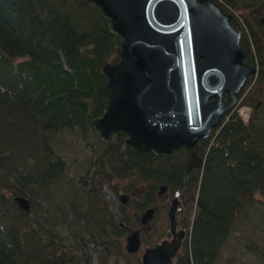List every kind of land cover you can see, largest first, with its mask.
Here are the masks:
<instances>
[{"label":"trees","instance_id":"trees-1","mask_svg":"<svg viewBox=\"0 0 264 264\" xmlns=\"http://www.w3.org/2000/svg\"><path fill=\"white\" fill-rule=\"evenodd\" d=\"M222 1L235 9L249 7L244 21L259 54L264 0ZM240 48L250 55L244 35ZM118 52L119 35L92 2L0 0V264H65L64 257L69 264H89L81 246L87 242L102 249L101 264L110 256L140 264L121 241L127 227L138 226L135 216L157 202L160 185L179 193L185 213L190 208L181 222L186 238L174 264H216L236 214L262 204L254 195L264 197V122L259 125L257 113L264 116L263 103L247 123L233 112L193 149L181 147L170 155L137 153L121 132L100 141L93 121L106 106L101 67L115 62ZM262 80L260 73L253 82ZM244 104L251 105L248 96L239 103ZM63 131L77 133L97 152L77 179L83 196L78 199L71 190L65 206L53 204V187L65 163L49 142ZM195 150L201 167L186 172ZM98 179L129 196L120 218L102 199ZM16 196L28 199L27 212L18 208ZM59 225L71 230L75 249L63 244ZM248 248L264 261V236Z\"/></svg>","mask_w":264,"mask_h":264},{"label":"water","instance_id":"water-1","mask_svg":"<svg viewBox=\"0 0 264 264\" xmlns=\"http://www.w3.org/2000/svg\"><path fill=\"white\" fill-rule=\"evenodd\" d=\"M87 1L119 35L116 61L101 67L106 106L93 127L102 140L121 132L124 143L137 153L170 155L181 147L193 149L221 127L246 78L255 72L243 61L241 34L230 15L209 0ZM201 162L193 151L185 171L200 168ZM165 193L160 185L157 197ZM13 200L28 211L26 197ZM178 204L173 196L166 212L170 238L145 246L140 264H174L185 237L183 228H177ZM154 212L153 206L141 212L139 224L149 228ZM140 245L139 230H128L126 254H136Z\"/></svg>","mask_w":264,"mask_h":264},{"label":"rangeland","instance_id":"rangeland-1","mask_svg":"<svg viewBox=\"0 0 264 264\" xmlns=\"http://www.w3.org/2000/svg\"><path fill=\"white\" fill-rule=\"evenodd\" d=\"M242 7V6H241ZM249 7L239 8L241 12L246 13ZM264 15V12L262 13ZM240 33H244L243 29ZM249 109V108H248ZM258 113V119L261 115ZM261 121L259 125L262 126L264 122V116H261ZM95 133L98 135L97 131ZM100 141L103 140L100 138ZM50 146L54 154L58 155L65 163V173L62 175L60 181L56 186L53 187V204H60L62 206L66 205L68 199L73 197L71 190L75 189L77 198L80 199L83 196V191L81 190V185L77 182L79 176L84 174V171L89 167V159L93 161L97 157V152H94L89 147V144L81 140L77 133L70 131H63L61 133H56L50 136L49 139ZM96 186L99 188L102 199L107 203L108 209L115 215L116 218H120V207L125 205L128 201V195L121 193L120 191L116 194L114 193L107 182L98 179ZM114 184V182H112ZM122 183L118 184L121 185ZM123 196L125 199L121 202L119 197ZM176 196L178 199V209L176 212V222L177 228H182V219L187 216L188 212L185 213L187 205L182 201L178 192L169 193L166 192L157 199V202L152 206L155 208L152 220L149 223V229H143L142 231L139 227H127L130 230L139 229L141 236V245L139 251L136 255L139 257L143 248L145 246H150L153 244L154 240L161 241L162 239H169L170 235L168 233V223H167V208L170 203V199ZM255 198L262 202L261 205L248 206L243 209V212H238L235 219L230 226V234L226 238L224 244L222 245L219 253L217 255L216 264H264L256 254L251 252L248 245L251 242H260L264 236V197L256 193ZM261 206V207H258ZM48 216L52 214V210H46ZM133 213H131L132 215ZM137 216H135L136 218ZM186 218V217H185ZM59 230L61 231L60 236L62 237V242L65 246L70 247L71 250L75 245L74 239L69 235L71 230H67L62 225H59ZM148 234V235H146ZM84 239H88V235H83ZM125 239L123 237L121 241V246L124 248ZM86 255L90 256L89 264H101L100 257L98 253L102 255L99 246L87 242L84 246ZM78 255V251L76 253ZM132 256V255H130ZM129 261H124L122 258L110 256L106 262L103 264H128Z\"/></svg>","mask_w":264,"mask_h":264},{"label":"flooded vegetation","instance_id":"flooded-vegetation-1","mask_svg":"<svg viewBox=\"0 0 264 264\" xmlns=\"http://www.w3.org/2000/svg\"><path fill=\"white\" fill-rule=\"evenodd\" d=\"M210 1V0H209ZM211 3H213L214 5H216L223 13H226L228 15L231 16V24L236 28L237 31L241 32L240 30L243 29L244 33H240V40L241 37L244 35V37L246 38V41L249 45L250 48V55L248 56V54H243V61L252 66L255 69L254 74L249 75L246 78V82L245 84H247V89L245 91L244 96H248V101L250 102L251 105H249V113L247 115V118L245 120V122L243 123H247L251 113H256L258 111V109L261 106V103L264 104V80H262L260 83L256 84L254 83V78H257L258 75L261 73L262 76L264 77V38L261 39L260 42V47L262 48V50H260L259 54L255 53V48L253 46V43L251 41V36L250 33L247 31L246 25H245V21H244V17L245 14L248 15L247 11L246 13H243L240 11L239 7L236 9L234 7H231V5H226L224 4V2L222 0H212L210 1ZM264 12V10L262 11V13ZM260 23L264 24V15H261L260 19L258 20ZM249 83H251L249 85ZM252 86H255L258 89V93L254 94L252 93ZM245 87V86H244ZM244 87L241 89L240 93L243 91ZM243 96V97H244ZM223 97H226V94L223 95ZM262 115H260L259 117H261ZM225 119H227L226 117L221 119V122H223ZM195 152L198 155L197 150H195ZM136 221L138 222V217H136ZM138 227L139 229L142 231L143 229H146L147 227L145 226H141L138 222ZM130 230L129 228H126V233L127 231ZM139 230V231H140ZM125 233V236H126ZM124 236V238H125ZM82 246V252H85V248L83 245ZM69 258L64 257V260L62 263L65 264H69L70 262L68 261Z\"/></svg>","mask_w":264,"mask_h":264},{"label":"built area","instance_id":"built-area-1","mask_svg":"<svg viewBox=\"0 0 264 264\" xmlns=\"http://www.w3.org/2000/svg\"><path fill=\"white\" fill-rule=\"evenodd\" d=\"M238 112V116L245 121L248 111H247V107H240L239 109H237Z\"/></svg>","mask_w":264,"mask_h":264}]
</instances>
